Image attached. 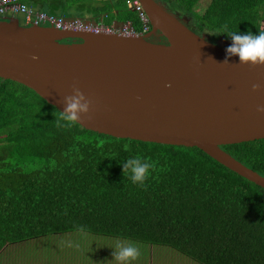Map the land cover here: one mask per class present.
I'll list each match as a JSON object with an SVG mask.
<instances>
[{
	"label": "trees",
	"instance_id": "1",
	"mask_svg": "<svg viewBox=\"0 0 264 264\" xmlns=\"http://www.w3.org/2000/svg\"><path fill=\"white\" fill-rule=\"evenodd\" d=\"M20 1L65 19L141 25L127 4L134 0ZM160 1L226 47L232 41L221 32H264V0ZM59 115L32 90L0 79V256L84 233L166 247L197 264H264V189L197 148L116 139L76 123L58 128ZM221 149L264 177V139ZM135 155L154 163L143 185L123 172Z\"/></svg>",
	"mask_w": 264,
	"mask_h": 264
},
{
	"label": "water",
	"instance_id": "2",
	"mask_svg": "<svg viewBox=\"0 0 264 264\" xmlns=\"http://www.w3.org/2000/svg\"><path fill=\"white\" fill-rule=\"evenodd\" d=\"M145 36L61 32L0 21V79L59 112L78 88L91 101L76 124L116 139L197 148L264 189V177L221 149L264 139V64H244L157 0H137ZM159 35L165 43L149 41ZM71 41V43H67ZM66 42V43H65ZM254 85H260L254 90Z\"/></svg>",
	"mask_w": 264,
	"mask_h": 264
},
{
	"label": "crops",
	"instance_id": "3",
	"mask_svg": "<svg viewBox=\"0 0 264 264\" xmlns=\"http://www.w3.org/2000/svg\"><path fill=\"white\" fill-rule=\"evenodd\" d=\"M92 19L93 16L92 18L90 17V20ZM115 25L118 24L115 23ZM75 234L76 233L66 234L68 235L66 236L67 238L56 235V239H59L57 241H64V244L52 245L51 247L53 248L41 252L40 254L38 253L37 257H39L40 261H37V263L25 262L23 260L29 257L19 256L17 258L15 256L21 251H27L32 241L25 245L11 247L5 250L0 256V264H121L120 261L113 257V252L117 251L121 245L128 244H135L140 250L139 257L133 260L131 264H197L180 253L166 247L145 245L123 239H118L117 241L115 240L117 238H113L115 241L101 240L103 242L100 244H87L88 240L84 238L87 236L77 234L82 236L74 237L73 235ZM73 240L76 242H72Z\"/></svg>",
	"mask_w": 264,
	"mask_h": 264
},
{
	"label": "clouds",
	"instance_id": "4",
	"mask_svg": "<svg viewBox=\"0 0 264 264\" xmlns=\"http://www.w3.org/2000/svg\"><path fill=\"white\" fill-rule=\"evenodd\" d=\"M227 34L232 43L226 48L224 63H228L230 58L236 56L240 63L244 64H264V32L253 33L250 30L245 32H221ZM219 35L217 33H212ZM260 85H254V90ZM91 101L78 88H74L73 94L64 98V108L60 111L55 124L58 128H71L80 120L82 114H87L90 110ZM257 111L264 112V105L258 106ZM123 172L129 171V178L134 184L143 185L150 171L154 168V163L140 155L132 156L122 163ZM140 255V250L135 244L121 245L117 251L113 252V257L121 264H131Z\"/></svg>",
	"mask_w": 264,
	"mask_h": 264
},
{
	"label": "built area",
	"instance_id": "5",
	"mask_svg": "<svg viewBox=\"0 0 264 264\" xmlns=\"http://www.w3.org/2000/svg\"><path fill=\"white\" fill-rule=\"evenodd\" d=\"M129 8L138 14L140 27L132 23L106 26L104 24L85 22L80 19H65L61 16L47 14L22 3L20 0H0V21L21 16L22 25L52 27L61 32L92 34H118L123 37L145 36L151 31V24L137 0L127 3Z\"/></svg>",
	"mask_w": 264,
	"mask_h": 264
},
{
	"label": "rangeland",
	"instance_id": "6",
	"mask_svg": "<svg viewBox=\"0 0 264 264\" xmlns=\"http://www.w3.org/2000/svg\"><path fill=\"white\" fill-rule=\"evenodd\" d=\"M159 2L164 6V7H167V5L166 4H164L163 2H161L160 0H159ZM93 5H96V4H93ZM166 9H168V8H166ZM199 9H200V11H202L203 10V6L202 5H200L199 6ZM16 18H18L19 20H20V22H21V24H22V18H21V16H17ZM208 40L210 39V37H206ZM209 41H211V40H209ZM215 43H220V44H222L223 46H227V44L225 43V42H223V40H217V41H215ZM77 234H83V235H85V236H87V237H84V238H87V244H94V243H98V244H100L101 242H103V241H101V240H110V241H115V240H117L118 241V239H113V238H106V237H100V236H93V235H90V234H84V233H76L75 235H73L74 237H76V236H82V235H77ZM60 236H62V238H67L66 236H68V235H66V234H64V235H60ZM64 236V237H63ZM57 238V236L56 235H52V236H48L47 238H43V239H39V240H36V241H33L32 243H31V245L28 247L29 249L26 251V250H24V251H21L20 253H17L15 256L18 258L19 256H22V257H29V258H24L23 260L25 261V262H31V263H37V261H40V259H39V257H37L38 255V253L40 254L41 252H44V251H47V250H49V249H51V248H53V247H51L52 245H56V244H64V241H57V240H59V239H56ZM61 240H65V239H61ZM72 242H76L75 240H73ZM81 242H85V241H81ZM104 242H106V241H104ZM109 242V241H108ZM99 246H102V245H99ZM169 249V248H168Z\"/></svg>",
	"mask_w": 264,
	"mask_h": 264
},
{
	"label": "flooded vegetation",
	"instance_id": "7",
	"mask_svg": "<svg viewBox=\"0 0 264 264\" xmlns=\"http://www.w3.org/2000/svg\"><path fill=\"white\" fill-rule=\"evenodd\" d=\"M21 23V22H20ZM188 24V23H187ZM22 25V24H21ZM23 26V25H22ZM149 41H152V42H156V43H165L164 42V39L159 36V35H156V36H152L151 38H149ZM66 43V42H65ZM67 43H71V41H68Z\"/></svg>",
	"mask_w": 264,
	"mask_h": 264
}]
</instances>
